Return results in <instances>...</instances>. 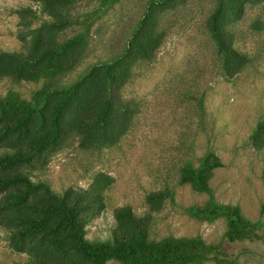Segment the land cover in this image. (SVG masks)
I'll return each mask as SVG.
<instances>
[{"label":"rangeland","instance_id":"rangeland-1","mask_svg":"<svg viewBox=\"0 0 264 264\" xmlns=\"http://www.w3.org/2000/svg\"><path fill=\"white\" fill-rule=\"evenodd\" d=\"M99 2L69 0L51 12L38 0H0V52L31 54L36 43L63 45L84 31L82 22L57 29L45 22L82 21ZM218 9L227 40L249 57L236 66L231 80L223 77L224 61L212 31ZM127 51L132 72L121 97L129 110L128 126L116 143L100 149L68 125L55 148L14 170L88 202L96 214L86 227L90 241L111 238L120 225L117 211L130 208L149 241L202 237L233 264H264V144L251 138L264 117V0H119L71 51L74 70L38 82L16 81L13 73L22 66L7 61L0 64V96L14 91L30 100L45 83L76 81L89 65ZM27 140L14 134L0 139V153ZM208 150L225 165L211 180L216 199L239 205L246 219L261 225L255 240L231 243L226 218L208 222L184 211L210 199L180 183L184 164L198 165ZM169 190L175 203L150 196ZM9 193L19 192L0 193V263L47 258L56 264H89L71 251H55L41 235L24 236L22 217L5 210ZM107 264L123 263L112 259Z\"/></svg>","mask_w":264,"mask_h":264},{"label":"trees","instance_id":"trees-1","mask_svg":"<svg viewBox=\"0 0 264 264\" xmlns=\"http://www.w3.org/2000/svg\"><path fill=\"white\" fill-rule=\"evenodd\" d=\"M51 12H59L60 4L69 0H38ZM84 14L82 21L57 19L46 21L51 28H64L82 22L84 31L67 40L63 45L36 43L31 54L17 51L0 52V64L14 61L22 66L13 75L16 81L38 82L43 77H55L75 69L76 61L70 53L76 49L89 33L94 22L105 15L119 0H99ZM34 13L31 8L21 9ZM221 9L213 17L212 31L223 57V77L234 78L236 66L249 60L228 41L223 28ZM147 38V37H146ZM142 49L145 48L141 44ZM129 52L119 54L89 65L78 79L67 83H45L30 100L10 91L0 96V139L11 134L27 137L21 143L0 153V193L11 188L18 194L9 193L7 208L19 214L20 223L25 224L24 236L41 235L55 251H68L81 256L89 264H107L115 259L123 264H204L215 260L218 264H233L224 258L220 248L207 243L202 237H168L159 242L149 241L146 228L134 218L130 208L117 211L119 226L113 236L106 240L90 241L87 225L95 216L92 206L67 193L55 192L45 181L33 182L27 175L14 169L30 164L45 151L57 146L61 137L75 130L79 137L90 140L100 149L116 143L129 117L121 91L132 72ZM125 130V129H124ZM123 130V132H124ZM264 117L258 123L251 138L264 144ZM222 159L212 150L198 158V165L187 161L182 167L181 184H190L196 191L207 193L208 202L192 205L184 211L200 220L214 222L224 217L228 222L226 238L229 242L255 240L261 225L246 219L239 205L220 203L211 187L214 171L224 167ZM168 194V195H166ZM43 195V197H42ZM151 197H169L175 203L173 191L153 193ZM34 198L35 200H31ZM2 264V263H0ZM34 264H56L53 259L41 258Z\"/></svg>","mask_w":264,"mask_h":264}]
</instances>
